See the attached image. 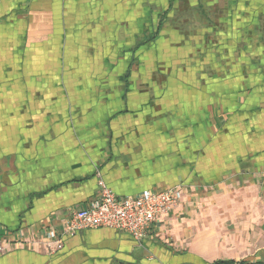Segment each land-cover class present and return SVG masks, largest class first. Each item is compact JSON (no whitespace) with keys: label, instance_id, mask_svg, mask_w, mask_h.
<instances>
[{"label":"crops","instance_id":"1","mask_svg":"<svg viewBox=\"0 0 264 264\" xmlns=\"http://www.w3.org/2000/svg\"><path fill=\"white\" fill-rule=\"evenodd\" d=\"M170 1L0 0V264L264 263V50L247 37L230 69L148 83L127 49ZM251 2L234 8L257 27ZM98 171L119 196L181 203L147 239L86 229L48 251Z\"/></svg>","mask_w":264,"mask_h":264},{"label":"rangeland","instance_id":"2","mask_svg":"<svg viewBox=\"0 0 264 264\" xmlns=\"http://www.w3.org/2000/svg\"><path fill=\"white\" fill-rule=\"evenodd\" d=\"M251 1H170V6L159 12L157 27L151 22V25L145 26L143 34L134 35L133 40L137 46L127 49L130 67L144 68V72L152 70L148 78H145L147 74L144 73L143 80L160 85L179 82V71L186 74V77L189 75L188 79L193 75L202 81L203 74L209 75L210 69L215 67L216 57L223 58L227 65L223 67L230 69L239 62L234 53L254 50L252 47L248 49L244 43L247 37L254 39V46H261L257 51L264 50V0H253L257 5V27L249 26L250 12H242L240 9L237 16V9L234 8V5L251 4ZM196 3L200 5L195 6ZM141 61L143 63L139 65ZM246 62L244 60L243 64ZM194 72L197 74H192ZM228 73H231L230 70ZM135 77L132 69H129L117 80L122 84H131L136 83L133 80Z\"/></svg>","mask_w":264,"mask_h":264},{"label":"built area","instance_id":"3","mask_svg":"<svg viewBox=\"0 0 264 264\" xmlns=\"http://www.w3.org/2000/svg\"><path fill=\"white\" fill-rule=\"evenodd\" d=\"M97 176L98 190L87 206L71 211L63 230H48L45 233L43 245L48 251H61L65 237H73L86 229L111 228L138 241L147 239L153 235L157 220L169 216L183 197L179 187L119 196L108 186L100 171Z\"/></svg>","mask_w":264,"mask_h":264},{"label":"trees","instance_id":"4","mask_svg":"<svg viewBox=\"0 0 264 264\" xmlns=\"http://www.w3.org/2000/svg\"><path fill=\"white\" fill-rule=\"evenodd\" d=\"M212 264H264V263H248L246 261L236 263L235 261L232 260H220Z\"/></svg>","mask_w":264,"mask_h":264}]
</instances>
